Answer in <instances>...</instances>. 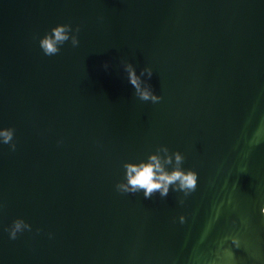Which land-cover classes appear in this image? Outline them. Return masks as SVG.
I'll return each instance as SVG.
<instances>
[{
  "label": "water",
  "instance_id": "95a60500",
  "mask_svg": "<svg viewBox=\"0 0 264 264\" xmlns=\"http://www.w3.org/2000/svg\"><path fill=\"white\" fill-rule=\"evenodd\" d=\"M57 24L79 44L45 56ZM124 62L152 69L159 102L134 96ZM8 127L0 264H264V0H0ZM160 145L196 190L117 192L123 163ZM17 218L31 231L12 240Z\"/></svg>",
  "mask_w": 264,
  "mask_h": 264
},
{
  "label": "clouds",
  "instance_id": "9594fccd",
  "mask_svg": "<svg viewBox=\"0 0 264 264\" xmlns=\"http://www.w3.org/2000/svg\"><path fill=\"white\" fill-rule=\"evenodd\" d=\"M79 26L73 28L70 24H57L39 38V48L45 56H55L60 52V47L65 42L70 41L73 47L78 46ZM107 70L108 64L103 65ZM124 71L127 74V81L134 89V96L141 101L159 102L162 98L154 94L151 86L147 83L153 72L149 67L140 70L139 75L130 62L123 63ZM147 77V79H142ZM14 129L11 127L0 128V143L9 145L11 151H15ZM161 153L163 155H161ZM184 156L179 151L169 153V149L160 145L154 153H150L146 160L137 163L124 162V179L115 185L116 191L120 193H140L142 191L144 199H151L159 193L161 198L167 197L171 188L174 192L183 193L187 197L197 188L198 174L191 169L181 167ZM168 166H171L170 169ZM178 203L183 204L181 198ZM260 213L264 215V207L260 208ZM184 216L179 217V221L184 223ZM31 231V226L23 219L17 218L5 229L8 232L9 239H16L18 233ZM37 232L40 229L36 230ZM234 245H238L236 238H231Z\"/></svg>",
  "mask_w": 264,
  "mask_h": 264
}]
</instances>
